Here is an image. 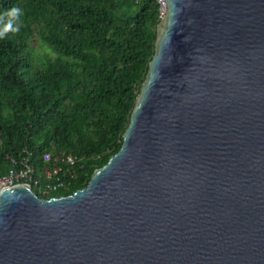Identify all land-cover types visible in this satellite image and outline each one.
<instances>
[{
    "label": "water",
    "instance_id": "obj_1",
    "mask_svg": "<svg viewBox=\"0 0 264 264\" xmlns=\"http://www.w3.org/2000/svg\"><path fill=\"white\" fill-rule=\"evenodd\" d=\"M165 2L120 150L0 190V264H264V0Z\"/></svg>",
    "mask_w": 264,
    "mask_h": 264
},
{
    "label": "trees",
    "instance_id": "obj_2",
    "mask_svg": "<svg viewBox=\"0 0 264 264\" xmlns=\"http://www.w3.org/2000/svg\"><path fill=\"white\" fill-rule=\"evenodd\" d=\"M14 5L23 12L21 30L0 39V176L27 156L39 197L71 195L121 148L155 53L159 5L0 0V14ZM46 153L78 159L59 172L68 189H46L44 172L54 167Z\"/></svg>",
    "mask_w": 264,
    "mask_h": 264
},
{
    "label": "built area",
    "instance_id": "obj_3",
    "mask_svg": "<svg viewBox=\"0 0 264 264\" xmlns=\"http://www.w3.org/2000/svg\"><path fill=\"white\" fill-rule=\"evenodd\" d=\"M156 2L159 5L160 15L163 17L166 13V2L165 0H156ZM44 159L54 165L52 170L44 172L46 189L52 191H56L60 188L68 189L69 181H63L59 176V172L61 171L63 165L71 167L75 166L78 163V159L72 154L53 155L51 153H46L44 155ZM15 163V167H13L5 175L0 176V190L6 187H11L15 184H29L30 186H38L40 184V179L35 171V167L32 165L27 156L19 163Z\"/></svg>",
    "mask_w": 264,
    "mask_h": 264
},
{
    "label": "clouds",
    "instance_id": "obj_4",
    "mask_svg": "<svg viewBox=\"0 0 264 264\" xmlns=\"http://www.w3.org/2000/svg\"><path fill=\"white\" fill-rule=\"evenodd\" d=\"M22 15V10L15 5L0 14V39L9 33L18 34L20 32L22 27L20 18Z\"/></svg>",
    "mask_w": 264,
    "mask_h": 264
},
{
    "label": "rangeland",
    "instance_id": "obj_5",
    "mask_svg": "<svg viewBox=\"0 0 264 264\" xmlns=\"http://www.w3.org/2000/svg\"><path fill=\"white\" fill-rule=\"evenodd\" d=\"M38 45H39L38 43L37 44H34V46H35L34 56L35 57H40L41 56V52L44 51V48L43 47H39Z\"/></svg>",
    "mask_w": 264,
    "mask_h": 264
}]
</instances>
